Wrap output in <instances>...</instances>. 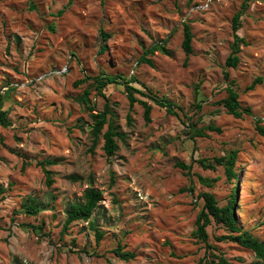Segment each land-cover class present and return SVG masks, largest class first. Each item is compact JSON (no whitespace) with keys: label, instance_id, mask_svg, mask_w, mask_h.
<instances>
[{"label":"rangeland","instance_id":"1","mask_svg":"<svg viewBox=\"0 0 264 264\" xmlns=\"http://www.w3.org/2000/svg\"><path fill=\"white\" fill-rule=\"evenodd\" d=\"M244 1L238 34L246 44L238 66L225 68L232 16ZM67 2L0 0V104L11 120L8 127L0 125V264H198L202 258L200 264H206L211 251L233 264L254 261L251 250L218 240L228 230L213 220L206 227L213 248L206 249L192 231L202 192L212 193L220 206L228 202L234 184L214 158L237 149L238 225L264 240V137L255 129L257 119L264 126V0ZM184 21L193 34L188 57L181 48ZM100 29L110 34L106 40ZM163 38L168 55L144 54ZM143 57L153 65L139 61ZM61 68H66L61 75H45ZM223 69L251 114L235 118L220 104L227 85ZM101 70L134 76L137 88L147 92L145 86L176 105V114H170L137 93L152 105L145 122L139 103L129 111L120 84L104 87L112 121L124 134L108 158L102 138L90 150L91 111L80 101L89 89L92 112L103 109L105 98L91 79ZM257 77L261 81L249 88ZM195 84L200 110L194 106ZM192 127H204L206 135ZM23 156L30 164L21 170ZM45 158L55 160L47 166L51 186L35 164ZM200 159L214 167H203ZM71 174L80 179H69ZM198 175L216 180L207 186ZM88 187L102 193L94 211L104 232L99 243L89 221H75L62 233L65 208L82 200ZM29 196L48 205L26 215L19 210ZM118 244L136 256L119 259L112 252Z\"/></svg>","mask_w":264,"mask_h":264},{"label":"trees","instance_id":"2","mask_svg":"<svg viewBox=\"0 0 264 264\" xmlns=\"http://www.w3.org/2000/svg\"><path fill=\"white\" fill-rule=\"evenodd\" d=\"M72 0H68L67 5H69ZM31 8H34V4L31 3ZM247 8L246 1L242 2L241 7L238 11H236L231 20V29H232V42L230 44V52L225 58L224 66L225 68L231 67L236 68L240 61L239 53L241 52V46L246 44L245 39L238 34V30L241 27V15ZM64 8L59 9L56 14L61 15L63 13ZM52 29V27H51ZM101 37L106 40L110 34L105 32L103 29H100ZM192 40L193 34L191 26L188 22L184 21L182 23V41L181 48L186 57H188L192 53ZM167 38H163L153 42L144 52V54H153L155 51H159L162 54L168 55L169 50L167 49ZM101 50L105 51V46H101ZM146 60L150 65H153L152 61L149 58L143 57L139 59V61ZM223 78L227 81V85L225 86L226 96L222 98L219 102L225 108L226 112L232 115L235 118H242L244 113L251 114V110L249 107L241 106L239 102L238 92L234 89L233 84L234 81L229 79V72L226 69H223ZM85 80L88 79L86 76ZM92 85L94 89L105 98V103L103 109L99 112H92L94 110L93 105L90 104V99L88 97L90 90L85 89L80 96L81 103L91 111L90 117L92 119L91 126V136H92V144L90 150H93V147L97 143V141L102 138V150L104 151L106 157L112 156L118 150L117 138L124 139V134L118 130V126L114 124L112 121V109L110 108V103L107 97L103 93L104 87L109 84H120L124 91L126 92V97L129 104V111L135 103H139L143 108V119L145 122L150 121V113L152 109V105L149 101L154 102L160 107L165 108V110L170 114H176L175 103L171 100L163 97L157 96L154 94L149 88L144 86V89L147 92L137 88L133 83L138 82L137 78L131 76L130 78H126L121 74H111L106 73L104 71H100L99 74L93 76ZM79 80L76 83H79ZM261 81V77H257L249 88H253L256 82ZM199 84H195L194 86V94H195V104L197 110L201 109V104L197 101V89ZM140 94L148 98V100L140 99L136 96V94ZM108 115H110L108 117ZM128 123H131V117L129 113L127 114ZM259 119L256 120L255 129L256 131L264 137V126L259 124ZM0 125L3 127H8L11 125V120L9 118V111L5 109L0 104ZM106 125V129L104 126ZM207 128L211 130L220 131L219 128L209 125ZM193 131L196 135L205 136L204 127L195 128L192 127ZM238 151L237 149H231L227 151V153L223 156L214 158V164H221L224 166V171L227 176V179L232 181L234 184L232 186V191L230 193L228 202L220 206L218 205L217 200L214 195L210 192H202L200 197L203 199V205L199 210L196 219H195V227L192 231L193 236L201 242L205 243L206 249H211L213 246L208 243V233L206 230L207 225L211 222V220L215 221L218 224L223 225L227 230V234H223L219 236L217 239L221 241H232L248 250H251L254 253L255 260L251 261L247 264H264V240L258 238L254 234H252L249 230H245L238 225L237 215H236V201L238 198L237 192V182L238 176L235 172V163L237 160ZM24 160L21 164V170H23L30 162L26 159V156H23ZM55 163V160L45 158L36 161V165L39 166L45 176V183L47 186H51L54 182L52 174L53 172L47 168L48 165H52ZM199 163L203 167H214L213 163H206L204 159H200ZM179 166L190 169V166L185 165L181 162L178 163ZM110 183L112 184L115 180L114 173L112 170L109 171ZM198 180L210 186L216 178H208L201 175H198ZM69 179L75 181L80 179L79 176L71 174L68 176ZM4 189L0 188V192H3ZM102 193L99 189L94 187H88L83 193V199L79 201H74L69 203V205L65 208V219L63 222L62 233L66 232L69 226L75 221H89L90 226L92 227L95 235V240L97 243L103 238L104 232L100 230L96 219L94 218V211L98 208V203L101 200ZM48 204L43 203L42 201L36 199L35 197H27L22 203L20 207V212L29 215L35 216L39 214L42 210L46 208ZM41 227V226H38ZM112 252L121 260H129L133 259L136 254L134 251L124 249V246L118 244L116 247L112 249ZM203 260V258H202ZM202 260H199L198 264L201 263ZM206 264H233L229 261L223 254H215L212 251L210 252V258H205Z\"/></svg>","mask_w":264,"mask_h":264},{"label":"built area","instance_id":"3","mask_svg":"<svg viewBox=\"0 0 264 264\" xmlns=\"http://www.w3.org/2000/svg\"><path fill=\"white\" fill-rule=\"evenodd\" d=\"M66 72V68L52 69L45 75H61Z\"/></svg>","mask_w":264,"mask_h":264}]
</instances>
